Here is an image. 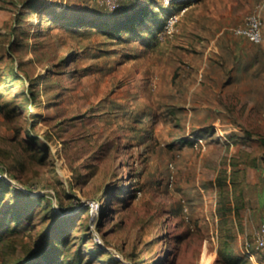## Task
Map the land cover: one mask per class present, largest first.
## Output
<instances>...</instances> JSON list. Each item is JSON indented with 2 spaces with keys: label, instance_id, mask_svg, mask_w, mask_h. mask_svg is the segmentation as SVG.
Returning a JSON list of instances; mask_svg holds the SVG:
<instances>
[{
  "label": "rangeland",
  "instance_id": "rangeland-1",
  "mask_svg": "<svg viewBox=\"0 0 264 264\" xmlns=\"http://www.w3.org/2000/svg\"><path fill=\"white\" fill-rule=\"evenodd\" d=\"M256 10L0 0V168L24 193L0 186V264H264V37L233 31Z\"/></svg>",
  "mask_w": 264,
  "mask_h": 264
},
{
  "label": "built area",
  "instance_id": "built-area-1",
  "mask_svg": "<svg viewBox=\"0 0 264 264\" xmlns=\"http://www.w3.org/2000/svg\"><path fill=\"white\" fill-rule=\"evenodd\" d=\"M177 1L179 0H166V3L170 5ZM176 22L177 16L175 14H171L166 21L164 29L158 33L157 39L164 41L166 36H171L174 32ZM233 31L237 36H242L255 44L261 43L264 37V22L261 19L259 11L256 10L248 15L245 18L244 23L236 26ZM2 172L3 169L0 168V180H7V177ZM248 244L249 243H247V246H249ZM254 244L256 249L264 252V196L262 201V219L258 230L254 233ZM249 259L251 261L255 260V258L251 255L249 256Z\"/></svg>",
  "mask_w": 264,
  "mask_h": 264
},
{
  "label": "trees",
  "instance_id": "trees-1",
  "mask_svg": "<svg viewBox=\"0 0 264 264\" xmlns=\"http://www.w3.org/2000/svg\"><path fill=\"white\" fill-rule=\"evenodd\" d=\"M143 11H145V9H141L139 12H137L135 15H134V18H133V20H132V22H131V24H129V25H123V26H117V27H119V28H121V30H126L127 32H134L135 31V29H136V27L137 26H139L140 24H141V22H142V20L143 19H146L144 16L145 15H142L144 12ZM147 13V12H146ZM144 17V18H143ZM143 18V19H142ZM90 24V23H89ZM91 26H93L94 28H97V24L96 23H91L90 24ZM106 29H109V32H107L106 30H104V32L103 33H110V34H115L116 32H115V28H113V29H110V28H106ZM161 29H162V26H160V28H158L156 31H155V33H154V36H155V38L157 39V35H158V33L161 31ZM119 32V31H118ZM0 186H3V187H8L9 189H13L14 191H16L17 193H20V194H22V195H24V193H22V191H20L19 189H18V187L16 188L15 187V185H13V184H9L8 183V181L7 180H0ZM20 191V192H19ZM26 196H30L29 194H26ZM44 198V195H42V196H40L39 198H37V200H42Z\"/></svg>",
  "mask_w": 264,
  "mask_h": 264
},
{
  "label": "bare ground",
  "instance_id": "bare-ground-1",
  "mask_svg": "<svg viewBox=\"0 0 264 264\" xmlns=\"http://www.w3.org/2000/svg\"><path fill=\"white\" fill-rule=\"evenodd\" d=\"M212 259V256H210L209 258H202V260L200 261V264H207L208 262H209V260H211Z\"/></svg>",
  "mask_w": 264,
  "mask_h": 264
}]
</instances>
